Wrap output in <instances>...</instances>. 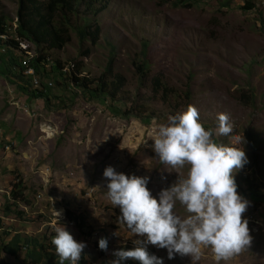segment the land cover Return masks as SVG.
Returning a JSON list of instances; mask_svg holds the SVG:
<instances>
[{
	"label": "rangeland",
	"instance_id": "obj_1",
	"mask_svg": "<svg viewBox=\"0 0 264 264\" xmlns=\"http://www.w3.org/2000/svg\"><path fill=\"white\" fill-rule=\"evenodd\" d=\"M179 1L109 0L96 17L100 35L94 46L80 43L72 29L69 42L49 50L42 63L47 70L56 61L65 72L77 67L80 78L95 82L111 61L113 74L123 78L113 104L129 115H117L109 102L83 99L72 84L56 86V73L43 80L51 97L47 107L45 98L30 96L43 90L37 77L35 85L27 75L18 79L2 74L0 66V249L18 231L48 248L55 256L49 263L59 262L51 240L62 224L78 242L86 243V264H109L115 259L113 251L133 248V240L143 238L118 222L120 209L107 197L103 171L112 166L129 176H148L147 187L158 198L178 175L186 176L187 166L172 169L161 164L152 139L159 124L189 104L197 107L206 129L217 127L219 113L229 115L233 133L215 139L244 148L248 163L236 172V183L244 189L242 178L247 176L264 193V0H249L250 9L243 8L248 0H182L185 6ZM16 10L17 0H0V14L7 17L12 37ZM82 12L86 11L80 7ZM71 23L81 24L74 18ZM24 43L35 54V46ZM143 43L149 71L140 86L134 63L142 57ZM155 78L171 94H154ZM45 126L52 130L50 139L42 133ZM18 176L26 187L27 203L12 204L10 183ZM245 198L250 203L243 218L248 220L252 245L219 264H264V202ZM6 205L11 207L7 217ZM55 210L62 212L59 220ZM66 210L77 217L75 222L65 217ZM175 211L186 215L179 203ZM80 219L83 227L78 231ZM102 237L108 239L107 251L99 248ZM147 247L164 264H217L210 248L203 249L199 260L178 254L169 260L166 249ZM24 258L25 249L15 257L0 250V264H32ZM46 262L42 258L38 264ZM121 264L140 262L128 259Z\"/></svg>",
	"mask_w": 264,
	"mask_h": 264
},
{
	"label": "clouds",
	"instance_id": "obj_2",
	"mask_svg": "<svg viewBox=\"0 0 264 264\" xmlns=\"http://www.w3.org/2000/svg\"><path fill=\"white\" fill-rule=\"evenodd\" d=\"M217 120L215 129H206L197 107L189 104L159 124L152 139L153 151L161 164L172 169L187 166V174L178 175L170 187L159 192L158 198L147 187L150 177L129 176L112 166L104 169L107 197L120 209L118 222L133 236L143 238L134 239L131 249L113 251L115 259L109 264L128 259L140 264H164L163 258L149 253V244L166 249L169 260L177 254L199 260L203 249L210 248L217 264L251 247L253 237L248 220L243 218L250 202L239 194L235 180L236 172L248 163V158L244 148L217 142V135L229 136L234 130L228 114L219 113ZM177 203L186 215L177 214ZM61 214L55 210L58 220ZM55 233L51 243L59 264H77L86 243L78 242L65 224L56 227ZM98 244L101 250H108L106 237L100 238Z\"/></svg>",
	"mask_w": 264,
	"mask_h": 264
},
{
	"label": "trees",
	"instance_id": "obj_3",
	"mask_svg": "<svg viewBox=\"0 0 264 264\" xmlns=\"http://www.w3.org/2000/svg\"><path fill=\"white\" fill-rule=\"evenodd\" d=\"M109 0H17L16 10V28L14 30L15 37L10 36L7 24V17L0 14V66L3 67L2 74L9 73L12 77L18 79L25 78L26 68L22 65V61L26 58L24 51L20 50L18 40L27 41L36 48L35 56L29 60L28 66L34 70L35 77L40 81L43 90H34L30 93L33 99L45 98V102L49 107L51 105V97L48 95L49 87L43 84V80L49 77L50 74H58V79L55 80V85L67 88L72 84L79 88V95L87 101L98 100L100 102H109L110 108L114 107V112L117 115H129L130 113L123 107H116L114 96L123 85V78L117 74H113L112 62L109 61L104 72L97 78L95 82L88 80L85 77H79V68L70 72H65L61 63L56 61V64L50 69H45L42 63L47 62L46 56L49 50H57L63 48L70 40V30H74L80 43L89 41L91 45H95L100 35V28L97 24L96 17L104 11ZM183 6L182 0L179 1ZM251 2L246 1L244 9L251 8ZM83 7L85 13H79V8ZM77 19L81 24L72 25V19ZM18 39V40H17ZM146 47L143 43L141 58L134 63L137 73L139 85H143L148 77L149 64L146 59ZM3 49V52H1ZM89 53L86 50L85 54ZM77 66V63H76ZM32 79L31 77H27ZM109 78L110 81H109ZM30 79L28 82L30 83ZM152 90L154 94L162 91L163 95L171 94V90L164 86L159 78L152 81ZM52 98H56L53 96ZM244 100H249V96H243ZM134 108V107H133ZM256 170H259L257 161L252 163ZM245 188L238 185L240 195L248 197L255 202L263 200L264 193L261 189L254 185L247 176L242 178ZM26 187L20 176L14 178L10 183L9 195L12 199V204L15 202L27 203L24 192ZM16 205V204H15ZM11 213V207L5 206V217ZM21 215L22 213L16 212ZM65 217L70 221H76L77 217L68 210L65 211ZM78 231L83 227V220L77 224ZM11 240L1 246V251L10 255L16 256L17 253L25 249L24 261L31 260L32 264H38L42 258L47 261V264H59V262H51L55 256L51 255L48 248L39 243L37 239L23 236L20 233L14 234ZM54 246V245H52ZM30 261V262H31ZM65 264H71L70 261H65ZM77 264H86L84 255Z\"/></svg>",
	"mask_w": 264,
	"mask_h": 264
},
{
	"label": "built area",
	"instance_id": "obj_4",
	"mask_svg": "<svg viewBox=\"0 0 264 264\" xmlns=\"http://www.w3.org/2000/svg\"><path fill=\"white\" fill-rule=\"evenodd\" d=\"M18 40V39H17ZM18 45L20 50L24 51L26 54V58L22 61V65L26 68L24 74L31 77L33 80V83L37 85V80L35 78L34 70L32 67L28 66L29 60L34 57L35 54L31 52V50L28 48V45L24 43V41L18 40ZM50 130L49 126H45V129H42V133L44 134V138H52V130Z\"/></svg>",
	"mask_w": 264,
	"mask_h": 264
},
{
	"label": "crops",
	"instance_id": "obj_5",
	"mask_svg": "<svg viewBox=\"0 0 264 264\" xmlns=\"http://www.w3.org/2000/svg\"><path fill=\"white\" fill-rule=\"evenodd\" d=\"M14 233L17 234V233H19V232H18V231H15ZM4 243L7 244V241H5ZM6 255H8V254H6ZM8 256H10V255H8ZM13 257H14V256H13Z\"/></svg>",
	"mask_w": 264,
	"mask_h": 264
}]
</instances>
